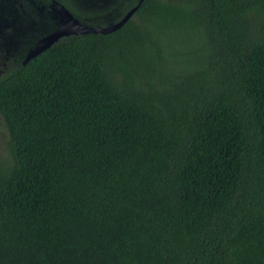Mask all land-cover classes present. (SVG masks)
Listing matches in <instances>:
<instances>
[{
	"label": "trees",
	"instance_id": "16d2710c",
	"mask_svg": "<svg viewBox=\"0 0 264 264\" xmlns=\"http://www.w3.org/2000/svg\"><path fill=\"white\" fill-rule=\"evenodd\" d=\"M25 3L0 0V42L29 39ZM11 52L0 264H264V0H143Z\"/></svg>",
	"mask_w": 264,
	"mask_h": 264
},
{
	"label": "flooded vegetation",
	"instance_id": "af4514ba",
	"mask_svg": "<svg viewBox=\"0 0 264 264\" xmlns=\"http://www.w3.org/2000/svg\"><path fill=\"white\" fill-rule=\"evenodd\" d=\"M28 1L27 6L20 5V17L26 16L29 19L31 27V35L28 38H22L21 44L15 45L12 39L5 42H0V60H9L12 53H20L26 59L30 50L35 48L37 43L45 38L49 33L56 30L61 24L67 21V16L64 14V9L68 10L80 22L92 27H108L115 24L114 21L121 16L122 12L129 9L130 0H25ZM28 8L29 11H26ZM131 10H129L130 12ZM74 12H80L83 15H77ZM10 14L14 11L10 10ZM76 16H75V15ZM81 19H79V18ZM125 17V16H124ZM119 20V21H120ZM114 23H113V22ZM16 23L12 24L13 32L23 33L21 29L15 27ZM21 26V25H20ZM22 27V26H21ZM23 28V27H22ZM24 29V28H23ZM25 32V30H24ZM46 33V34H45ZM45 34V35H44ZM19 36V35H18ZM27 40V41H25ZM15 45V49L12 50Z\"/></svg>",
	"mask_w": 264,
	"mask_h": 264
},
{
	"label": "water",
	"instance_id": "95a60500",
	"mask_svg": "<svg viewBox=\"0 0 264 264\" xmlns=\"http://www.w3.org/2000/svg\"><path fill=\"white\" fill-rule=\"evenodd\" d=\"M142 2L143 0H140L138 6L134 7L130 12H128L127 15L121 21L108 27L88 26L76 19L68 10L64 9V14L67 16V21L61 24L56 30L49 33L45 38L41 39L37 43L35 48L30 50L24 61V64L49 49L52 45H54L63 37H68L71 35H84L90 33L108 34L120 29L131 18L133 13L137 10V8Z\"/></svg>",
	"mask_w": 264,
	"mask_h": 264
},
{
	"label": "rangeland",
	"instance_id": "374dc122",
	"mask_svg": "<svg viewBox=\"0 0 264 264\" xmlns=\"http://www.w3.org/2000/svg\"><path fill=\"white\" fill-rule=\"evenodd\" d=\"M1 130H2V121H1V118H0V134H1Z\"/></svg>",
	"mask_w": 264,
	"mask_h": 264
},
{
	"label": "bare ground",
	"instance_id": "6f19581e",
	"mask_svg": "<svg viewBox=\"0 0 264 264\" xmlns=\"http://www.w3.org/2000/svg\"><path fill=\"white\" fill-rule=\"evenodd\" d=\"M6 5V4H5Z\"/></svg>",
	"mask_w": 264,
	"mask_h": 264
}]
</instances>
